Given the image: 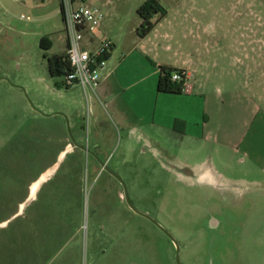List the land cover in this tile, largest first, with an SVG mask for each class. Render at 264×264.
I'll return each mask as SVG.
<instances>
[{"label": "rangeland", "instance_id": "1", "mask_svg": "<svg viewBox=\"0 0 264 264\" xmlns=\"http://www.w3.org/2000/svg\"><path fill=\"white\" fill-rule=\"evenodd\" d=\"M89 3L111 21L119 56L138 0ZM182 7L187 26L209 25L207 54L187 48L208 60L207 89L246 81L264 95V0H184L173 18ZM64 50L59 0H0V264H176L174 244L97 159L174 236L181 264H264V174L235 151L160 137L98 94L65 88L48 71Z\"/></svg>", "mask_w": 264, "mask_h": 264}, {"label": "crops", "instance_id": "2", "mask_svg": "<svg viewBox=\"0 0 264 264\" xmlns=\"http://www.w3.org/2000/svg\"><path fill=\"white\" fill-rule=\"evenodd\" d=\"M144 1L138 0L134 11ZM157 1L166 9V16L146 37L136 34L128 44L122 45L119 56H115V51L109 53L96 94L104 98L120 118H124V111L129 112L142 126L149 127L160 137L181 143L189 139L202 146L210 144L235 151L264 174V101L261 100L264 95L262 97L246 81L243 88L216 85L208 90V60L202 53L199 55L187 48L195 41L206 48L207 54L208 44L203 43L202 35L209 25L195 21V30L187 26L185 18L189 9L186 11L183 7L173 18L176 10L172 7L184 0ZM110 24L105 14L98 36L114 45L106 30ZM139 25L140 22L135 32ZM64 44L66 48L65 37ZM251 61L256 59L249 58L248 62ZM160 66L186 73L181 94L157 92ZM228 76L235 77L234 67L229 69ZM202 165L196 168L195 175L207 170Z\"/></svg>", "mask_w": 264, "mask_h": 264}, {"label": "built area", "instance_id": "3", "mask_svg": "<svg viewBox=\"0 0 264 264\" xmlns=\"http://www.w3.org/2000/svg\"><path fill=\"white\" fill-rule=\"evenodd\" d=\"M59 12L70 66L62 85L65 88L80 87L85 95H96L101 71L113 46L110 40L98 36L105 15L89 0H59ZM180 73L186 78L184 71ZM180 73L173 72L171 80L178 81Z\"/></svg>", "mask_w": 264, "mask_h": 264}, {"label": "trees", "instance_id": "4", "mask_svg": "<svg viewBox=\"0 0 264 264\" xmlns=\"http://www.w3.org/2000/svg\"><path fill=\"white\" fill-rule=\"evenodd\" d=\"M136 14L140 18V25L136 29V34L138 37L144 38L152 31L155 24L166 16L167 11L157 0H146L137 8ZM44 45L45 40H42V47H44ZM48 71L52 77H63L70 71L66 48L61 55H53L48 58ZM159 71L157 92L181 94L186 80L185 76L180 73L182 70L160 66ZM173 72L180 73V79L178 81L171 80Z\"/></svg>", "mask_w": 264, "mask_h": 264}, {"label": "water", "instance_id": "5", "mask_svg": "<svg viewBox=\"0 0 264 264\" xmlns=\"http://www.w3.org/2000/svg\"><path fill=\"white\" fill-rule=\"evenodd\" d=\"M97 161L99 162V164L102 166V168L110 173L112 176H114L121 184L122 186V189H123V196H124V199L127 203V205L129 206V208L134 211L135 213L147 218L148 220H150L162 233H164L169 239L170 241L174 244L175 246V262L176 264H181L180 260H179V245L176 241V239L174 238V236L169 232L167 231L163 226H161L157 221H155L152 217H150L149 215L143 213V212H140L138 211L131 203L129 197H128V194H127V190H126V186H125V183L124 181L116 174L114 173L112 170H110L104 162L100 161L97 159Z\"/></svg>", "mask_w": 264, "mask_h": 264}, {"label": "flooded vegetation", "instance_id": "6", "mask_svg": "<svg viewBox=\"0 0 264 264\" xmlns=\"http://www.w3.org/2000/svg\"><path fill=\"white\" fill-rule=\"evenodd\" d=\"M95 162L99 165V168H100V170H101V173H106V174H108L109 176H111L112 178H114L119 184H120V182L114 177V176H112L110 173H108V172H106L103 168H102V166L99 164V162L98 161H96L95 160ZM121 185V184H120ZM127 190V189H126ZM128 194V193H127ZM122 195H123V193H122ZM123 198H124V196H123ZM125 200V199H124ZM126 202V201H125ZM127 204V203H126ZM129 207V206H128ZM207 227L209 228V229H211V230H215V229H218V227H219V223H218V221L215 219V218H211V219H209L208 221H207Z\"/></svg>", "mask_w": 264, "mask_h": 264}]
</instances>
